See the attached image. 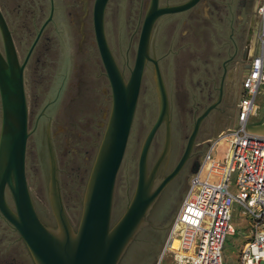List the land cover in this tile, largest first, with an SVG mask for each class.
Returning <instances> with one entry per match:
<instances>
[{"label":"rangeland","instance_id":"obj_1","mask_svg":"<svg viewBox=\"0 0 264 264\" xmlns=\"http://www.w3.org/2000/svg\"><path fill=\"white\" fill-rule=\"evenodd\" d=\"M166 1L175 4L184 0H161L162 3ZM148 3L149 0H109L106 6L104 16L106 38L119 67L126 75L133 66ZM215 5L217 6H213L214 8L208 7L202 0L196 7L163 15L156 22L150 49L161 58V70L172 113L169 128L170 152L168 158L160 164L158 173L164 172L179 159L192 128L193 116L189 110L191 103L187 87L193 88L189 82L192 70L196 71L198 64L195 67L191 66L190 61L195 62L194 59L197 58L200 62L206 56L215 54L217 45L222 41L221 36L226 38L227 23L221 28L222 35L215 36L217 28L214 23L219 15L223 14L224 8L219 0H216ZM197 9L200 10L199 13ZM72 11L73 16L78 15L79 9L74 8ZM75 21L72 15L68 16L66 23L59 26L60 34L50 40L48 44L50 49L43 54L38 51L39 59H32L25 70L30 131L26 145L25 171L29 191L42 219L54 224L49 199L52 154L57 166L63 204L73 228L77 227L80 220L87 181L111 109L110 86L96 48L92 24H89V30L87 25L81 30L80 24H75ZM11 27L15 37L25 30L19 22L12 21ZM82 36L86 40L82 41ZM31 40L32 37L27 39V46ZM42 46L41 42L38 49H42ZM25 51L24 47L20 50L21 59ZM45 104L49 105V108L40 118V112ZM156 112L153 67L148 63L142 78L125 153L116 176L112 220L119 217L132 197L137 180L139 150ZM236 113L235 111V114L225 120L216 131L197 136L194 146L195 148L198 146L200 156L205 149L206 140L235 125ZM259 121L254 111L247 122V130L264 135V129L251 127V124ZM165 136L166 127H161L153 138L148 154V171L153 168L162 151ZM226 148V141H221L217 147L221 155H224ZM186 178L185 186L167 208L166 222L164 221L166 227L162 239L154 244L144 243L142 240L146 236L148 224H151L158 210L163 207L168 186L152 206L147 216L148 221L130 244L121 264H156L171 221L187 189L190 173ZM7 198L12 204L9 194ZM232 224L238 230L234 235H228L224 241L222 250L224 264H233L237 261L240 244L246 237V219L239 224L234 218ZM11 260L13 264H34L18 233L0 217V264Z\"/></svg>","mask_w":264,"mask_h":264},{"label":"water","instance_id":"obj_2","mask_svg":"<svg viewBox=\"0 0 264 264\" xmlns=\"http://www.w3.org/2000/svg\"><path fill=\"white\" fill-rule=\"evenodd\" d=\"M108 1H94L93 28L110 86L111 109L91 167L76 228L71 226L66 214L52 154L49 199L54 224L42 219L29 191L25 158L30 131L23 73L27 57L19 63L9 28L0 10V33L5 53L0 50V214L18 233L34 264H121L125 251L148 221L152 206L189 157L201 122L216 105L211 104L197 116L180 159L171 171L159 176L158 168L170 152L171 118L168 92L158 58L153 52V55L150 54L152 35L161 16L186 11L201 0L164 5H160L159 0H149L133 66L128 75L119 67L106 38L104 16ZM149 62L153 67L157 112L139 150L137 180L132 197L119 217L112 220L116 176L125 153L145 67ZM163 122L166 127L164 145L153 168L148 171L150 146ZM197 168L198 164L192 168V172ZM8 194L12 204L7 198Z\"/></svg>","mask_w":264,"mask_h":264},{"label":"built area","instance_id":"obj_3","mask_svg":"<svg viewBox=\"0 0 264 264\" xmlns=\"http://www.w3.org/2000/svg\"><path fill=\"white\" fill-rule=\"evenodd\" d=\"M255 14L258 45L243 75L235 125L204 142L156 264H224V241L238 230L234 218L247 225L233 264H264V135L246 127L264 82V0ZM221 141L227 142L224 155L217 149Z\"/></svg>","mask_w":264,"mask_h":264},{"label":"flooded vegetation","instance_id":"obj_4","mask_svg":"<svg viewBox=\"0 0 264 264\" xmlns=\"http://www.w3.org/2000/svg\"><path fill=\"white\" fill-rule=\"evenodd\" d=\"M94 1L95 0H0V10L9 28L19 63L24 62L25 58L27 57L23 71L24 88L25 70L28 67L29 62L32 59L35 60V58L37 60L39 59V57L37 56L38 51L39 53L41 52L40 54H43L48 49H50V46L48 45L50 43V40L60 34V27L63 23H66L65 21L68 16L72 15V19H76L75 24H80L81 30L85 27V25H87L88 27L89 24H92V31L95 38L93 28ZM204 1L208 7L217 6L215 5L216 0ZM169 3L171 2L166 1L162 3L161 0H159L160 5ZM199 3H197L194 7H196ZM234 5H236V3H234L233 0L227 1V3L223 4V14L219 16L214 23L217 28V30L215 28V36L220 37L222 35L220 33V31H222L221 28L227 21H231V17L234 18L232 24L227 25L228 28L226 29V38H222L221 36L222 41L217 45V48L215 50L216 53L206 56V58H204L203 60L201 59L200 62L197 58L194 59L196 63L190 61L191 66L195 67L196 64H198L197 70H192L191 80L189 82V84L193 88L190 89L189 87H187L189 101L191 103L189 110L190 112H192L193 123L201 112H203L211 104L216 103L209 114L201 122L197 136L210 134L211 132L219 129L223 125L225 120L231 118L235 114V111L237 112L236 105L242 95L241 83L248 63V60L245 57V46L247 45L244 46L245 41L243 32L239 29L240 21L236 18L239 9L236 8L233 10ZM74 8L79 9L78 15L74 14L73 16L72 9ZM196 11L197 13L200 12V10L198 9ZM213 12L214 10L211 11V13ZM210 18H212V15H210ZM12 21L14 23L19 22L25 28V30H23L18 37L14 36L13 29L11 27ZM234 24H236V26ZM30 25H33L34 27L31 28ZM31 37L32 40L27 46V39H31ZM84 40L86 39L82 36V41ZM41 42L43 48L38 49V46L41 45ZM23 47L26 51L23 58L21 59L19 53ZM0 50L3 54H5L3 42L2 48H0ZM150 54L153 55L151 51ZM157 58L161 68V58ZM149 64H151V62H149ZM48 108L49 105L47 104L43 106L42 112H40V118H42L43 115L46 114ZM170 118L172 121L171 109ZM161 127H165L164 122L160 125L158 130ZM186 143L182 150V154L184 152ZM199 144L200 143H198V145ZM200 158L201 156L198 146L196 148L195 146H193L189 157L185 161L179 173L168 185V194L162 205L163 207L160 208L157 212V220L155 217V219H152L151 224H148V227L146 228V236L142 239L144 243L149 242L150 244H154L158 243L162 239V235L165 232L166 227L165 222L167 217V208L170 202L185 186L187 181L186 177L189 173L191 174L192 168L196 164L199 165ZM178 160L174 164L170 165L169 168L164 172L158 173L159 176L166 175L169 171H171ZM0 217L4 219L1 214ZM9 226L11 225L9 224ZM128 249L129 247L127 248V250ZM127 250L125 251V253L127 252ZM2 264H13V260Z\"/></svg>","mask_w":264,"mask_h":264},{"label":"crops","instance_id":"obj_5","mask_svg":"<svg viewBox=\"0 0 264 264\" xmlns=\"http://www.w3.org/2000/svg\"><path fill=\"white\" fill-rule=\"evenodd\" d=\"M220 3L225 4L227 1L232 0H219ZM236 5H234L233 10L238 8V13L236 18L239 19L240 25L239 29L243 32L246 54L245 57L250 61L253 53L257 50V31H258V20L255 18L256 8L258 5V0H233ZM238 3V4H237ZM236 6V7H235ZM236 11V10H235ZM220 16V15H219ZM231 21H227V25H231L233 22V17ZM236 21V20H235ZM235 23V22H234ZM236 26V24H234ZM263 65H264V45H263ZM255 114L259 118L258 123L251 124V127L257 129H264V82L259 87V90L255 98Z\"/></svg>","mask_w":264,"mask_h":264},{"label":"bare ground","instance_id":"obj_6","mask_svg":"<svg viewBox=\"0 0 264 264\" xmlns=\"http://www.w3.org/2000/svg\"><path fill=\"white\" fill-rule=\"evenodd\" d=\"M177 242L176 241H174V245L176 244Z\"/></svg>","mask_w":264,"mask_h":264}]
</instances>
